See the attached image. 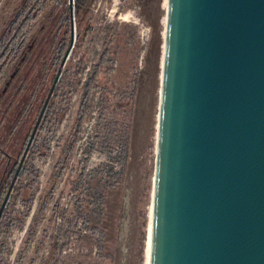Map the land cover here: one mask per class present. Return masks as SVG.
Returning a JSON list of instances; mask_svg holds the SVG:
<instances>
[{
	"label": "rangeland",
	"instance_id": "374dc122",
	"mask_svg": "<svg viewBox=\"0 0 264 264\" xmlns=\"http://www.w3.org/2000/svg\"><path fill=\"white\" fill-rule=\"evenodd\" d=\"M64 4L0 0V179L19 170L0 255L5 264H146L167 5L75 0V48L61 66Z\"/></svg>",
	"mask_w": 264,
	"mask_h": 264
},
{
	"label": "water",
	"instance_id": "95a60500",
	"mask_svg": "<svg viewBox=\"0 0 264 264\" xmlns=\"http://www.w3.org/2000/svg\"><path fill=\"white\" fill-rule=\"evenodd\" d=\"M156 129L149 264H264V0H167Z\"/></svg>",
	"mask_w": 264,
	"mask_h": 264
},
{
	"label": "trees",
	"instance_id": "16d2710c",
	"mask_svg": "<svg viewBox=\"0 0 264 264\" xmlns=\"http://www.w3.org/2000/svg\"><path fill=\"white\" fill-rule=\"evenodd\" d=\"M64 6L66 7V13H64V17L63 19H65V21L67 22V25H68V31L66 32L67 33V36L65 37L64 39V42L61 46V48H59V53H58V59L61 60L64 56L63 59H65L68 51L70 50L71 48V52H73L74 48H75V44H73V35H72V15H71V10L69 7H67V5L64 4ZM18 37V34L15 32H12L10 34V36L7 38V42L8 44H13L12 42H15L16 39ZM73 44V45H72ZM5 53H6V50L5 52L0 55V58L5 56ZM105 57V56H104ZM64 61V60H62ZM62 66V65H61ZM60 70V69H59ZM45 120V119H44ZM46 122H43V125L45 124ZM46 126H43L42 128H45ZM31 139V138H30ZM29 144V142H28ZM28 144H27V147H28ZM44 144L46 145L47 144V141L44 142ZM6 154V153H4ZM16 169L15 170H6L5 171V175H3L0 179V210L2 208V205L6 199V196L7 194L10 192L11 190V186L14 182V179H15V176H16ZM19 191L17 193H19V195H21V191H20V188H18ZM16 198V197H15ZM33 196H31L28 201H27V207H28V211L30 210V206H31V203L33 202ZM15 204V202L13 203ZM80 207V206H79ZM11 213V211H10ZM19 220V223H21L23 220L21 218H18ZM76 223L73 225V227H76ZM4 226V224H3ZM12 226V224L10 222L6 223V228L7 229H10V227ZM73 230V228H72ZM1 250V249H0ZM1 252V251H0ZM0 264H5V262L3 261V258L2 256L0 255Z\"/></svg>",
	"mask_w": 264,
	"mask_h": 264
},
{
	"label": "bare ground",
	"instance_id": "6f19581e",
	"mask_svg": "<svg viewBox=\"0 0 264 264\" xmlns=\"http://www.w3.org/2000/svg\"><path fill=\"white\" fill-rule=\"evenodd\" d=\"M165 4L167 5V0H165ZM150 239H151V219H150L149 243H148V245H147V259H146V264H149V255H150Z\"/></svg>",
	"mask_w": 264,
	"mask_h": 264
}]
</instances>
